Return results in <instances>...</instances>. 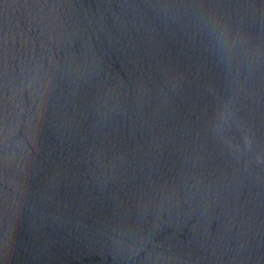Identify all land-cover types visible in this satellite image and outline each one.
I'll return each instance as SVG.
<instances>
[{
  "label": "water",
  "instance_id": "water-1",
  "mask_svg": "<svg viewBox=\"0 0 264 264\" xmlns=\"http://www.w3.org/2000/svg\"><path fill=\"white\" fill-rule=\"evenodd\" d=\"M0 264H264V0H0Z\"/></svg>",
  "mask_w": 264,
  "mask_h": 264
}]
</instances>
